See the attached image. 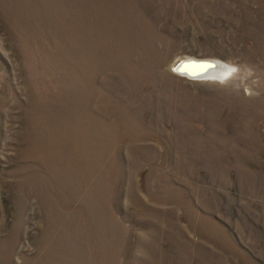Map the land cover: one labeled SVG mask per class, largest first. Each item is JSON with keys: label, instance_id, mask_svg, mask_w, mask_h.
Listing matches in <instances>:
<instances>
[{"label": "rangeland", "instance_id": "1", "mask_svg": "<svg viewBox=\"0 0 264 264\" xmlns=\"http://www.w3.org/2000/svg\"><path fill=\"white\" fill-rule=\"evenodd\" d=\"M0 264H264V0H0Z\"/></svg>", "mask_w": 264, "mask_h": 264}, {"label": "water", "instance_id": "2", "mask_svg": "<svg viewBox=\"0 0 264 264\" xmlns=\"http://www.w3.org/2000/svg\"><path fill=\"white\" fill-rule=\"evenodd\" d=\"M196 64V63H202L203 64V67L202 69H200L199 71L197 70V72H194V71H189L187 69H185V64ZM219 65V62L215 61V60H210V61H207V59H203V60H197V61H194L192 58H185L184 60H180L177 62V64L175 65L174 67V70L176 72H181V74L184 73V75L186 76H191V78L193 79H197V78H202L204 75V73L208 71L209 68L211 67H217Z\"/></svg>", "mask_w": 264, "mask_h": 264}, {"label": "bare ground", "instance_id": "3", "mask_svg": "<svg viewBox=\"0 0 264 264\" xmlns=\"http://www.w3.org/2000/svg\"><path fill=\"white\" fill-rule=\"evenodd\" d=\"M195 61V60H194ZM185 69H187V70H189V71H194V72H197V70L199 71L200 69H202V67H203V64L201 63H196L195 65L194 64H185ZM222 66L219 64L217 67H211V68H209L208 69V71H207V73L205 72L204 73V75L205 76H203V78L204 77H210V78H212V77H215V76H217L218 74H220V68H221ZM176 73H178V74H181V72H176ZM182 76H186V75H188V74H186V75H184V73L183 74H181ZM187 77H189V78H191V76H187ZM199 79V78H198Z\"/></svg>", "mask_w": 264, "mask_h": 264}]
</instances>
